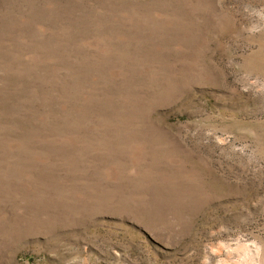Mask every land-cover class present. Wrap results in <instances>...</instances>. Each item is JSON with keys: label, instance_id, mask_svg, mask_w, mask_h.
Returning <instances> with one entry per match:
<instances>
[{"label": "rangeland", "instance_id": "374dc122", "mask_svg": "<svg viewBox=\"0 0 264 264\" xmlns=\"http://www.w3.org/2000/svg\"><path fill=\"white\" fill-rule=\"evenodd\" d=\"M245 4L0 0V264H196L210 226L264 237Z\"/></svg>", "mask_w": 264, "mask_h": 264}, {"label": "clouds", "instance_id": "9594fccd", "mask_svg": "<svg viewBox=\"0 0 264 264\" xmlns=\"http://www.w3.org/2000/svg\"><path fill=\"white\" fill-rule=\"evenodd\" d=\"M243 12L249 22L241 26L242 31L248 36L264 33V6L245 4ZM236 83L241 91L264 96V79L259 75L241 71ZM129 174L134 175L135 169H130ZM245 219L241 217V222ZM187 257H195L196 264H264V237L223 223L213 225L208 228L207 239L201 244L199 255L192 250Z\"/></svg>", "mask_w": 264, "mask_h": 264}]
</instances>
